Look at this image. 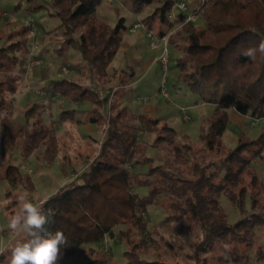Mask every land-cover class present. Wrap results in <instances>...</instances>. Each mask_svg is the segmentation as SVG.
<instances>
[{
  "label": "trees",
  "instance_id": "trees-1",
  "mask_svg": "<svg viewBox=\"0 0 264 264\" xmlns=\"http://www.w3.org/2000/svg\"><path fill=\"white\" fill-rule=\"evenodd\" d=\"M101 2L48 0L32 7V12L46 9L51 17L60 20L58 28L63 32L60 50L70 47L81 53L84 74L90 81L88 85L68 79L54 80L49 84L48 93L92 102L95 109L91 121L106 122L107 126L100 152L92 157L88 167L38 205L45 211L51 209L52 218L46 225L48 230H61L67 240L60 249L57 264H68L79 246L99 244L107 236H117L126 243L125 264H179L163 259L161 255L155 260L142 257L155 243L154 229L146 232L148 219L144 215L150 206L162 203L159 196L163 193L179 197L192 214L190 220L202 229V241L196 245L195 252L188 255L194 264H207L210 261L207 254L217 248L230 252L238 262L246 259L247 264H252L249 249L254 242V229L259 227L264 234V182L254 169V161L264 157V134L254 140L241 139L234 150L223 145L222 136L227 129L229 109L257 120L264 119V56L257 53L256 59L252 60L239 54L242 48L258 45L264 40V0H204L201 12L206 25L197 26L190 21L183 26L185 47L182 57L177 60L179 81L206 103L215 105L209 123H202L199 140L209 152L223 153L218 159L198 164L194 179L183 177L166 162L155 163L154 158L146 155L147 147L138 136L140 128L159 130L155 146L173 145L179 138L175 129L149 115H127V111L115 103H111L108 115L99 112L109 100L101 99L95 86L108 81V69L121 48L123 32L127 29L125 18L119 19L114 26L96 18ZM131 2L137 15L153 4L158 5L144 19L149 30H153L157 21L168 23V15L176 3L175 0ZM28 34V28L13 32L10 35L12 41L0 48V73L13 71L19 61V51L22 55L30 53ZM16 35H19L18 39H15ZM15 89L10 75L0 81V109L7 107V91ZM42 110V106L35 104L24 113L27 121L33 119L29 134L27 128H20L28 134L23 146L26 154L38 148L41 141L49 139L50 128L43 121ZM69 115L73 116L74 112H61V117ZM183 137L189 141L188 136ZM181 146L187 151H195L190 142ZM131 162L147 164L148 172H132L127 167ZM4 170L10 184L20 180L18 167L9 165ZM136 185L152 189L140 194L134 191ZM222 194L242 211L250 194L252 212L230 223L220 203ZM7 196L11 197V193ZM169 204L165 205L171 211L169 219L179 217L177 212L182 203L173 200ZM17 205L16 199L7 206L11 215ZM123 226L125 229L116 234V228ZM256 252L264 258L262 247ZM1 258L4 260L3 255ZM87 264H111V259L106 252H100Z\"/></svg>",
  "mask_w": 264,
  "mask_h": 264
},
{
  "label": "rangeland",
  "instance_id": "rangeland-1",
  "mask_svg": "<svg viewBox=\"0 0 264 264\" xmlns=\"http://www.w3.org/2000/svg\"><path fill=\"white\" fill-rule=\"evenodd\" d=\"M48 0H0V48L6 47L11 41L12 38H10V35L15 32L17 33L19 30L23 28H28L29 34L27 36V43L30 47V53L28 55H22L19 51L17 55L19 56V61L14 67L13 71L14 74H10L15 77V80H13V87L18 84V87L13 91L12 94L14 96L18 88L25 92L27 96H25V99L21 98L20 106L23 104L22 107L27 106L25 109H22L21 111H15L12 115V119L14 120V125L9 124L10 120L7 118L6 125H4V120H0V168H4L5 163L8 161H11L12 163H21L24 162L26 159L25 154L23 153L24 147L21 146L22 143H20L17 147V149L12 148L11 151H8L6 149L5 144V135L11 134L12 137H15V139L19 138L23 139L24 141L28 137V134L32 128L33 125V119L30 121H27L25 118V111L33 106L35 103L27 105V103L31 102V100H34L35 102H43L44 98L42 96L35 93L36 88L41 89L44 85H48L51 83L50 81L55 79H64L67 78V75H64L63 73L71 72L73 67L68 63L70 59L66 60L65 58L67 55V48H65L64 51H61L60 48L63 46V35L62 30L58 28L60 25V20L55 19L49 15V12L46 9H40L32 12V7L39 3H46ZM132 0H126L123 5L119 2H115L112 0H103L101 2L100 6L98 7V15L101 16L102 14H107L110 22L114 25L117 24L119 18L126 16V27L127 29L123 32V37H125L124 41H122L121 48L118 51V59L119 62L121 60H124V52L125 50H130L132 40L131 38L133 36H136L138 34H142V29L140 28L135 32L130 31L128 28L132 25V21L136 19V15L130 10V8L125 7L126 5H130L132 7ZM203 1V0H202ZM186 2V1H185ZM188 4V2H187ZM123 6V8H121ZM157 4H153L149 7H147L142 15H146L149 13H152L154 9L156 8ZM121 10L119 11L118 9ZM130 12V14H126V9ZM133 8V7H132ZM122 12L123 15L119 16L117 18V13ZM125 14V15H124ZM202 14V12H201ZM203 17V14H202ZM204 18V17H203ZM197 19V18H196ZM195 21V20H194ZM193 21V22H194ZM140 21L134 22L137 24ZM143 23V22H142ZM196 24V22H195ZM182 27L173 26L170 29L173 30V36L170 41V48H169V55H168V62L170 57V50L172 42L177 38V42L180 44H184L183 40V31L179 32L180 29H183L182 24H180ZM199 26V25H197ZM169 29V30H170ZM168 30V31H169ZM19 35L15 36V39H18ZM39 39L40 45L39 47L33 51V43L35 39ZM53 42V43H52ZM60 46V48H58ZM155 46V45H154ZM156 47V46H155ZM159 47V46H158ZM70 48V47H69ZM163 48V46H162ZM73 49V48H71ZM75 50V49H74ZM77 50H75L76 52ZM78 52V53H77ZM76 55L79 59L82 60V55L79 51H77ZM165 54V50H163L162 56L160 60H163ZM115 56V58H116ZM53 58V59H52ZM114 58V60H115ZM27 60H29V68H33L34 70L31 71V77L29 79L28 86H32L30 89L28 87L26 93V87L25 85L18 82V75H16V72L19 69L25 70L27 69ZM41 60H43L41 62ZM113 60V62H114ZM74 62V61H72ZM112 62V63H113ZM71 63V62H70ZM111 63V64H112ZM35 68H38V71H43L44 75L47 77L41 80L40 76L37 74V70ZM82 70V69H81ZM80 70V72H81ZM63 72V73H62ZM85 72V70H84ZM83 72V74H84ZM6 73H0V81L5 79L8 74ZM80 75V73H78ZM82 75V74H81ZM10 76V77H11ZM85 76V74H84ZM58 77V78H57ZM70 77V75H68ZM81 80L83 82L88 83L89 79L87 77H81ZM49 87V86H48ZM95 88H98V86H95ZM104 93H110L111 90H103ZM21 94V93H20ZM114 99V98H113ZM114 103V102H111ZM110 102L106 104V114L108 115L109 107L108 104H111ZM94 105V104H93ZM127 108H130V103L126 102L124 104ZM215 106L212 104H208L205 107L204 118L201 112L192 111L191 117L193 121H196V126H199L200 134L199 139L201 135L202 130V123L207 122L209 123L210 119L213 117L215 113ZM56 112L55 109H53ZM42 112V118L45 124L53 122V114L49 112H45L44 109ZM158 116V115H157ZM185 118L189 120L188 113L184 114ZM159 118V117H157ZM56 120L61 119V115L55 117ZM201 123L198 125V122ZM20 124L25 125L24 127L27 128L28 134L26 131H20L19 127ZM179 129L182 130L187 126H191L190 122L182 120L179 122ZM186 125V126H185ZM6 132V133H5ZM262 134H264V119H260L259 121L253 120L252 118H248V116L239 115L238 112L234 109L228 110V125L227 129L222 136V143L228 150H234L236 149L241 139H257ZM51 137V130H50V136ZM183 139V140H182ZM198 139L197 142H192L189 138V141L185 140V138H178L177 144L173 145H164V147L160 153H159V161L164 163L166 162L169 165V168L181 172V175L183 177L187 178H195L196 172L198 169V164L203 163L207 160H213L220 158L222 154H216L215 152H209L205 149L203 144ZM191 143L194 145L193 149L195 151H187L184 149L181 144L183 143ZM46 141L43 140L39 143V148L37 150H34L28 157L29 161L28 164L25 165L26 169L30 170H37L40 171L41 175L46 176L48 175L50 170H54V166L56 163H62L56 159V154L45 146ZM100 152V147H98L95 150V153L92 157L97 155ZM148 156L149 154L152 156H157L158 152L154 148H148L146 151ZM264 155V151H263ZM91 157V158H92ZM157 159V158H156ZM156 163V160H155ZM86 168L83 169V167L75 165L73 169H63L65 172V175L63 177H60L59 180L54 181L53 186L59 187L60 185H64L73 180L75 177H77L79 174H81ZM254 169L256 173L258 174L261 181L264 182V157L258 158L254 161ZM179 170V171H178ZM46 171V172H45ZM45 172V173H44ZM9 183V182H8ZM11 189V197H8L6 191L2 190L0 193V199L2 200L0 203L2 211L7 218V214H9V211L6 212L5 204L15 199L13 196V193L18 189V187H15L13 184H10ZM150 188H138L135 187L134 191L140 194L148 193ZM176 195L170 194V193H163L159 196V200L163 203L155 204L149 207L148 212L144 215L148 219V224L146 228V232L151 231L154 229V239L155 243L151 245L149 250L142 254V257L147 260H155L156 258L161 255L163 259L169 260V261H175L179 264H194L192 260L188 258V255H192L195 252L196 245L200 243L203 239V232L200 228V225L197 222L191 221L190 217V211L184 206V202L182 200L178 199ZM18 199V197H17ZM173 200H177L181 202L182 206L181 209L178 210L177 214L179 217L169 219L171 211L169 210V207L165 205L169 204ZM10 201V202H11ZM166 203V204H165ZM220 203L223 209L226 212V215L228 217V220L230 223H235L242 219L245 214L247 215V212H252V203H251V196L250 194L246 198L245 201V208L244 211L240 210L226 194H222L220 197ZM170 205V204H169ZM0 208V210H1ZM18 211V208L17 210ZM8 219V218H7ZM4 221H0V246H3L7 249V251L4 253V259L6 256H10V249L14 244L18 241L27 239L24 235H19L16 233H10L9 230H3L4 227ZM181 225H184L183 228H181ZM125 229V227H117L115 230V233L118 234L120 230ZM5 232H7V235H5ZM161 236L163 238H161ZM168 242L169 244H166ZM259 247H262V251L264 253V234H262L261 228L256 227L254 229V242L252 245V248H250V260L252 264H264V258H260L259 254L256 252ZM127 251V245L123 240H120L117 236L116 237H110L107 236L105 240L100 242L99 244H83L79 246L76 249V253L69 259L68 264H87L90 261H92L96 254L100 252H106L109 259H111V264H125L127 262V258L125 256V252ZM247 253V251H246ZM207 257H210V261L207 264H247V260L244 259L241 262H238L232 258V254L230 252H224L223 249L217 248L214 252L208 253ZM2 258L0 259L1 264H3ZM201 264V263H200Z\"/></svg>",
  "mask_w": 264,
  "mask_h": 264
},
{
  "label": "crops",
  "instance_id": "crops-1",
  "mask_svg": "<svg viewBox=\"0 0 264 264\" xmlns=\"http://www.w3.org/2000/svg\"><path fill=\"white\" fill-rule=\"evenodd\" d=\"M116 1L120 4H122L123 1V5H125L124 3L126 2V0H115V2ZM179 1L188 2L189 12H192L199 8L202 3V0H175V2ZM125 7H129L130 10H132V12L134 13L130 2L129 5H126ZM157 7L158 5L156 6V8ZM121 8H123V6H121ZM121 8L118 10L120 11ZM127 8H125L126 14H130ZM152 13L146 15H137L134 13L136 15V19L132 21V25L130 26V28L133 27L135 25L134 22L137 21H140L141 23L143 22L144 24V19ZM121 15H123L122 12H119V14L117 13V18H119V16ZM95 16L97 19L103 20L113 26L107 14H102L101 16H99L96 12ZM121 18H125L127 20L126 16H123ZM178 21V19H174L168 21V23L166 24H162L157 21L154 23V28L151 31H154L157 37H161V35L165 34L173 26H177L179 28L182 27L180 26V23ZM195 22L196 25L199 26L206 25V20L202 17L201 12L198 14V17L194 21V23ZM130 28L128 29L130 30ZM142 28V34H138L131 38L132 46L130 50L128 49L123 51L124 60H121L119 62L118 56H116L114 62L108 69V81L106 82V84L98 86L97 90L101 91L107 89L113 91V89H116L115 96L112 102L118 104L120 106V109H125L127 111V115L135 117H138L140 115H149L154 118L159 117L157 119H160L162 121V124H166L169 127L175 129L179 138L188 136L192 142H197L199 139L200 128L199 126H196L197 122L193 121L191 113L192 111L201 112V114L203 115L202 117L204 118L203 111L209 103H206L203 99H201L200 96L193 94L186 84L179 81L180 71L179 67L177 66V60L182 57L185 44L178 43L177 38L172 42L169 63L167 65V68H164L163 63L160 60L163 53L162 45H160L159 47H155V41L149 39L147 35V31H150L148 27L144 26ZM181 30L182 29H180L179 32H181ZM161 32L163 34H161ZM124 39L125 37H123V41ZM58 48H60V46H58ZM76 52L74 49L67 48L65 62L66 60L70 59L68 63L73 67V69L71 72H62L64 75H67V78L64 77V79L74 80L79 83L90 85V81L88 83L83 82L79 77H85L83 74L85 70V63L83 59L81 60L78 58V56L76 55L78 52ZM42 61L43 60H41V62ZM26 66L27 69H19L16 72V75H18V82L20 83V85H25L26 93H28V87L30 89L32 88V86H28L29 79L31 77L30 73L34 69L31 67L29 68V60H27ZM35 70H37V74L40 76L41 80L47 77L46 75H44L43 71H38V68H35ZM12 73L14 74V72L11 71L10 73H8V75ZM78 73H80V75ZM68 75H70V77H68ZM55 78L51 81L60 80ZM12 79L15 80V77L13 78V76H11V80ZM49 84H43V88L39 90L38 88H36L35 90L36 94L44 98V101L42 103L31 100V102L27 103V105L35 103L39 106H42L45 112L53 114V122L50 123V127L49 123L46 124L51 130V137L48 140H45V146L48 147V150L51 149L56 154V159L58 158V160L60 162L62 161V163H56V165L54 166V170H50L49 173H47L48 175L43 176L40 173L41 170L38 171V169H26L25 165L30 162L28 157L32 154H26L23 152L25 154L24 158L26 159L24 162L12 163L7 159L8 163H5L4 168H0V193L2 190L6 191V193H11V191H13L8 183L9 181L5 178L4 173V169L7 166L13 165L18 167L21 171V178L14 184L15 187H13H18V189L13 193V196L15 197V199L13 200H16L20 195H26L30 200L35 197V202L37 203V205L44 202L61 186H63L60 185L56 188L53 186L54 181L59 180L60 177H63L65 175L63 169H73L75 165L83 167V169L88 167L92 159L91 157L95 153V150L102 145L107 128L106 122H102L99 124L91 121L92 111L93 109H95V105H93L92 102L86 100L75 101L70 97H62L61 95L50 94L48 93ZM14 87L17 88L18 84H16ZM16 92L17 93H15L13 96L12 91H7V107L0 109V120H4V125H6L7 118L10 120L9 124L14 125V120L11 118L13 113H15V111H21L22 109H25L27 107H22L23 104L21 106L19 105L21 103V98L25 99V96H27L25 92H23L19 88ZM126 102L130 103V108L124 106ZM110 106L111 104H108L109 110ZM53 109L56 110L55 113L52 112L54 111ZM62 111H73L74 115L61 117V119L56 120V115L60 116ZM106 111V105L99 110V112L103 115H107ZM185 113H188L189 120L185 118ZM182 118L184 119V121L190 122L191 126H187L184 129L180 130L179 122L182 120ZM248 118L252 117L248 116ZM252 119L257 120L254 118ZM200 123L201 121L198 122V125ZM137 124L139 125L140 122L138 121ZM24 126L25 125L20 124L19 129L23 128ZM158 134L159 130H143L141 128L138 130L139 140H141L146 145V151L151 147L156 149L158 152L157 156H152L149 154V157L154 158L157 164H162V162L159 161L161 157H159V153L164 150L162 148L166 144L155 146ZM20 143H22L21 146H24V140L20 139L19 136L17 139H15V137H12L11 134L5 135V144L8 151H11L12 148L17 149ZM38 148H36L35 150H37ZM146 155L148 156L147 152ZM127 167L134 173L148 172V165L143 163L140 164L131 162L127 164ZM135 187L141 188L138 185H136ZM1 201L2 200L0 199V202ZM10 201L5 204L6 212L8 210L7 206L9 205ZM1 205L2 204L0 203V208ZM17 208L18 205L15 208V211L17 210ZM10 216L11 214L9 211V214H7V219L1 208L0 221L3 220L5 222V228L2 227V229L9 230L10 233L13 234V232L8 227ZM5 235H7V232H5Z\"/></svg>",
  "mask_w": 264,
  "mask_h": 264
},
{
  "label": "clouds",
  "instance_id": "clouds-1",
  "mask_svg": "<svg viewBox=\"0 0 264 264\" xmlns=\"http://www.w3.org/2000/svg\"><path fill=\"white\" fill-rule=\"evenodd\" d=\"M259 53L264 56V40L258 45H249L240 50V55L255 60ZM52 218L51 209L45 211L37 205L35 197L29 199L26 195L18 197V211L9 218V229L27 239L18 241L10 249L3 264H57L60 249L67 243L64 233L57 229L49 231L46 225ZM6 248L0 246V255Z\"/></svg>",
  "mask_w": 264,
  "mask_h": 264
},
{
  "label": "built area",
  "instance_id": "built-area-1",
  "mask_svg": "<svg viewBox=\"0 0 264 264\" xmlns=\"http://www.w3.org/2000/svg\"><path fill=\"white\" fill-rule=\"evenodd\" d=\"M204 0L202 1L201 5L199 6V8H197L196 10L189 12V5L187 4V2L185 1H179L175 3L174 9L169 13L168 15V19L170 20H174V19H178L179 23L184 25L187 22L190 21H194L196 20V18L198 17V14L201 12V6L203 4ZM182 17H185L184 19H182ZM145 25L141 22H138L137 24H135L133 27L130 28V31L135 32L138 29L144 27ZM173 30L174 29H170L169 31H167L165 34L161 35V37H157L155 35L154 31H147V35L149 37V39L154 40V45L156 47L162 45L163 46V50H165V54L162 60V63L164 65V68H167L168 65V55H169V48H170V41L172 39L173 36ZM40 45V41L39 39H35L34 43H33V51H35ZM115 92L116 89H113V91H111L110 93H104L103 90L99 91L100 97L101 99H107L109 100V102L111 103L113 101V98L115 96ZM166 94V92H165ZM167 96V94H166ZM2 255H0L1 258ZM1 264V262H0Z\"/></svg>",
  "mask_w": 264,
  "mask_h": 264
}]
</instances>
